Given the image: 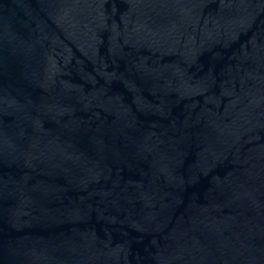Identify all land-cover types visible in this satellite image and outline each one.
I'll use <instances>...</instances> for the list:
<instances>
[{
  "label": "water",
  "instance_id": "1",
  "mask_svg": "<svg viewBox=\"0 0 264 264\" xmlns=\"http://www.w3.org/2000/svg\"><path fill=\"white\" fill-rule=\"evenodd\" d=\"M0 264H264V0H0Z\"/></svg>",
  "mask_w": 264,
  "mask_h": 264
}]
</instances>
